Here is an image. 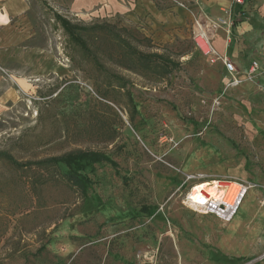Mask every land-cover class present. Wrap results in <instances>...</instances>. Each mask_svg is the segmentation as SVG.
Listing matches in <instances>:
<instances>
[{
	"label": "rangeland",
	"instance_id": "374dc122",
	"mask_svg": "<svg viewBox=\"0 0 264 264\" xmlns=\"http://www.w3.org/2000/svg\"><path fill=\"white\" fill-rule=\"evenodd\" d=\"M28 1L34 35L0 58V151L25 163L98 150L117 165L89 166L83 174L92 187L82 193L64 165L20 168L0 158V264H264L258 188L229 222L183 202L203 180L264 185L263 75L250 80L237 61L263 54L264 43L251 48L264 37V24H252L264 19V0H229L219 12L212 0H154L187 12L167 29L114 13L133 0ZM61 18L137 29L152 41L132 38L140 50L179 64L163 77L126 69L97 48L100 68L70 41ZM244 21L251 24L241 30ZM201 28L218 53L220 43L231 46L237 86L219 54L197 46Z\"/></svg>",
	"mask_w": 264,
	"mask_h": 264
},
{
	"label": "trees",
	"instance_id": "16d2710c",
	"mask_svg": "<svg viewBox=\"0 0 264 264\" xmlns=\"http://www.w3.org/2000/svg\"><path fill=\"white\" fill-rule=\"evenodd\" d=\"M62 19V25L66 30L70 41L79 48L85 59L93 61L98 67L103 65L100 61V51H104L109 60L134 71H149L159 76H166L173 72L178 62L172 57L155 52H144L133 43L132 38L138 43H151V38L141 35L137 29L130 30L128 27L118 29L115 24L109 22H98L93 24H75L70 20ZM122 31H133L134 37H129ZM117 53V54H116ZM0 158L10 163L26 168L28 165L58 167L64 165L67 170L63 173L65 179L82 193H86L92 187L91 179L83 174L89 166L97 163H108L117 165L116 161L108 154L98 150L77 149L63 155L48 157L36 162H19L11 153L0 151ZM43 167V168H44ZM144 211L153 215L154 211L145 208Z\"/></svg>",
	"mask_w": 264,
	"mask_h": 264
},
{
	"label": "crops",
	"instance_id": "0c3cea01",
	"mask_svg": "<svg viewBox=\"0 0 264 264\" xmlns=\"http://www.w3.org/2000/svg\"><path fill=\"white\" fill-rule=\"evenodd\" d=\"M210 6H213L214 10L219 12L223 6L229 5V0H212L209 1ZM84 5V3H83ZM194 6V5H193ZM105 9V7H104ZM29 10L30 4L28 0H0V58L4 51L13 50L16 46L22 42L28 41L34 35L33 29H31L29 21ZM111 10V9H110ZM113 10V9H112ZM115 12H122L127 15L134 22H139L142 25H146L148 28L154 27L158 29L163 27L167 29L169 26H176L185 21L187 12L185 9L178 6H174L168 9H160L157 7L154 0H133L130 5L116 6L114 8ZM251 23L247 21L243 22V27L241 30L250 26ZM252 24L254 26H259L264 24V19L260 18L259 15L255 16ZM150 26V27H149ZM264 43V37L261 35L258 39L257 45L251 48V51L260 50V46ZM219 49H221V54L229 55L232 58H236L231 46L222 45L220 43ZM259 55V56H258ZM237 61L244 65L245 68L249 67L252 60L257 59L263 62V54H257L250 61L246 62V58L242 54L237 55ZM243 58V59H241ZM0 66V88H4V72ZM264 80V75H263ZM6 92L0 93V104L5 98Z\"/></svg>",
	"mask_w": 264,
	"mask_h": 264
},
{
	"label": "built area",
	"instance_id": "2783aa9c",
	"mask_svg": "<svg viewBox=\"0 0 264 264\" xmlns=\"http://www.w3.org/2000/svg\"><path fill=\"white\" fill-rule=\"evenodd\" d=\"M236 1L241 4L243 3V0H236ZM194 39L199 49H201V51L205 55L215 57L219 54L228 72L231 74V81H230L231 86H237L242 81L238 76L239 75L238 68L235 66L233 62H231V60L227 55H222L218 53V51L212 45L210 41V37L208 36L206 31H204L202 28L201 30L200 29L197 30ZM247 75L250 80H253V77H256L257 75H264V51H263V62L257 59L252 60L248 67ZM191 177H196V176L188 175V179H190ZM229 182L230 181H224L222 183L226 185ZM240 183L242 184L243 189L238 195L235 196L232 202H227L223 200L224 194L220 199L211 197V195L205 189L202 190L208 199L205 202H200L198 200L193 199L190 195V191L187 193L185 200L183 202L187 207L192 208L195 211H198L203 214H213L223 219L224 221L229 222L237 214L238 209L247 191L250 188H258L260 190V195H261L260 203L262 206H264V185H258L256 183H242V182Z\"/></svg>",
	"mask_w": 264,
	"mask_h": 264
},
{
	"label": "bare ground",
	"instance_id": "6f19581e",
	"mask_svg": "<svg viewBox=\"0 0 264 264\" xmlns=\"http://www.w3.org/2000/svg\"><path fill=\"white\" fill-rule=\"evenodd\" d=\"M204 189L211 195V197L220 199L224 194L223 200L227 202H232L235 196L242 191L243 186L238 181H230L228 184L224 185L216 178L209 179L207 181L203 180L195 183L191 187V197L200 202H205L208 199L202 191Z\"/></svg>",
	"mask_w": 264,
	"mask_h": 264
}]
</instances>
